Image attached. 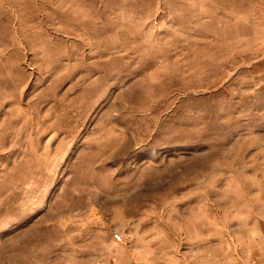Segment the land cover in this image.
<instances>
[{"label":"rangeland","instance_id":"1","mask_svg":"<svg viewBox=\"0 0 264 264\" xmlns=\"http://www.w3.org/2000/svg\"><path fill=\"white\" fill-rule=\"evenodd\" d=\"M0 264H264V0H0Z\"/></svg>","mask_w":264,"mask_h":264}]
</instances>
